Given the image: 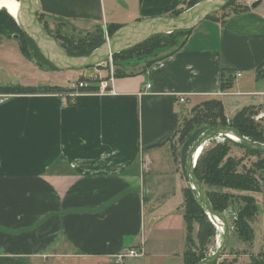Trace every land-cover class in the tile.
Instances as JSON below:
<instances>
[{"label":"crops","instance_id":"obj_1","mask_svg":"<svg viewBox=\"0 0 264 264\" xmlns=\"http://www.w3.org/2000/svg\"><path fill=\"white\" fill-rule=\"evenodd\" d=\"M38 1L48 25L84 31L169 16L185 0ZM256 1L203 21L178 52L114 76L103 93L98 85L67 106L70 92L0 94V264H184L187 183L173 146L206 101H221L229 120L247 107L264 114V0L253 9ZM9 47L0 57H13ZM22 64L31 74L23 87L68 89L77 74ZM223 71L233 80L226 91Z\"/></svg>","mask_w":264,"mask_h":264},{"label":"trees","instance_id":"obj_2","mask_svg":"<svg viewBox=\"0 0 264 264\" xmlns=\"http://www.w3.org/2000/svg\"><path fill=\"white\" fill-rule=\"evenodd\" d=\"M203 0H185L183 8L177 9L171 15H178ZM238 0L232 1L223 11L230 9L232 13L239 14L248 11V6L240 5ZM213 16L209 17L212 18ZM40 18H43L40 16ZM208 18V19H209ZM47 32L60 41L66 52L74 57H82L91 54L107 41L121 26L109 24L106 28L96 26L93 32L87 33L83 37H75L62 34V27L56 29L53 34L49 29L48 23L44 22ZM192 30H178L170 34L155 35L144 43L116 54L112 57V64L115 67L116 78L131 77L135 74H126L130 68L141 67L140 73L145 72L153 64L175 54L185 44ZM0 35L5 37L18 36V45L21 54L30 62L35 63L40 69L57 70L40 54L33 41L24 33L23 29L16 20L8 14L6 10H0ZM262 67V66H261ZM260 67V68H261ZM259 68V70H260ZM221 88L223 91L229 90L233 86L231 73L223 71ZM98 84H90L84 91H97ZM71 92V90L60 87H2V95H20V94H39V93ZM259 113V109L247 107L239 111L230 119V127L237 130L242 136L252 142L264 144V127L254 120ZM219 127H228L227 117L224 106L219 100H209L193 108L192 116L182 122L178 131V143L180 151L174 145L175 161L177 164L185 167L188 154L193 145L205 133H208ZM224 139V138H223ZM211 147H205L196 158L195 174L203 184L210 205L213 211L225 213L235 198L242 199L244 205L238 213V224L241 227L242 237L248 240L253 239V233L245 219L251 221L256 214V206L253 197L235 195L234 192H254L257 191L255 178L251 169L241 166L242 159H235L230 155L232 146L244 149L248 154L261 157L264 152L250 149L247 145L239 142L235 138L226 137L224 143H215L212 141ZM256 169L264 167V159L255 163ZM184 221L188 232L187 250L184 254V264H198L200 261L208 258V248L217 237L219 246L223 241V233L214 226L208 217V211L202 199L197 197V192L190 187L184 189ZM212 219V217H211ZM213 221V219H212ZM214 222V221H213ZM193 224H198L197 232L198 244H195L192 236ZM215 224V223H214ZM223 224V223H222ZM217 231V234H216ZM218 249V248H217ZM216 251V250H215ZM250 264H264V249L256 257L252 256ZM212 264H217L214 262ZM227 264V263H220Z\"/></svg>","mask_w":264,"mask_h":264},{"label":"water","instance_id":"obj_3","mask_svg":"<svg viewBox=\"0 0 264 264\" xmlns=\"http://www.w3.org/2000/svg\"><path fill=\"white\" fill-rule=\"evenodd\" d=\"M20 3L19 18L16 19L24 33L33 41L40 54L58 71L82 72L109 63L112 57L126 50L134 48L155 35L170 34L178 30H193L209 17L223 11L235 0H203L190 9L178 14L163 17H151L138 20L120 27L107 41L91 54L82 57L69 55L61 43L50 35L40 20V5L38 0H17ZM262 0L252 4L257 8ZM18 39V37H16ZM234 135L239 142L247 145L250 149L264 152V144L252 142L242 136L237 130L228 127H219L205 133L191 148L187 158V171L191 178L195 191L202 199L208 211V217L215 226L211 217L223 223V241L220 247L208 258L198 264H212L217 262L225 253L230 239V228L225 213L213 211L207 192L203 184L195 174V154L209 142L216 140L219 136L227 137Z\"/></svg>","mask_w":264,"mask_h":264},{"label":"rangeland","instance_id":"obj_4","mask_svg":"<svg viewBox=\"0 0 264 264\" xmlns=\"http://www.w3.org/2000/svg\"><path fill=\"white\" fill-rule=\"evenodd\" d=\"M239 2V0H238ZM237 2V3H238ZM241 3V2H240ZM41 22L44 25V18H40ZM46 20V19H45ZM51 22V20H49ZM52 24V25H51ZM49 23V29L52 31L53 34H56V29L58 27H62L61 32L62 34H67L68 36H73L76 39L79 37L85 36L89 32H93L95 30V27H93L91 30H78V28H73V26L63 27L61 23L51 22ZM54 25V26H53ZM45 26V25H44ZM53 26V27H52ZM47 30V29H46ZM18 37V36H16ZM16 37H5L3 35H0V45L2 46L5 42L10 46L9 52L11 53V56L13 57H0V86L2 87H16L21 86V82L26 81L27 77L31 74L28 73V69H24L25 66L22 64L24 61H27L25 57L19 52H15L14 49H18V39ZM108 39V38H107ZM60 42V41H59ZM14 50V53L12 54ZM4 51V50H3ZM0 55H6L5 52H0ZM33 63V62H32ZM34 66H37L35 63H33ZM38 67V66H37ZM47 67V71H53V73H61L58 70H51ZM105 67V66H103ZM33 69V68H32ZM94 69H88L86 71L82 72H76L78 76H76L73 73V82H76L80 77L82 76H89L90 74L94 73ZM114 74H115V67ZM101 70H105L102 68ZM109 70L106 68V72ZM141 67L138 68H130L125 72L126 74H135L140 72ZM66 72V71H62ZM70 72V71H69ZM75 72V71H72ZM82 73V74H81ZM68 84V83H66ZM23 87V86H22ZM192 116L191 114L183 120V122L186 119H189ZM258 116H261L263 118L264 114L258 113L257 116L254 117V120L256 122H259L262 127H264V123L261 122L260 118L257 119ZM220 140H214L215 143H224L226 138L223 140V138H219ZM213 145V142H209L205 147H211ZM175 146L177 149H180V145L178 143V137L175 141ZM203 148V149H204ZM180 151V150H179ZM203 151V150H202ZM230 155L234 157L235 159H242L241 166L245 167L246 169H251L255 178L257 191L254 192H232L235 193V195H243V196H250L254 198L255 206H256V214L254 218L248 222L247 219H245L244 223L248 224L249 228H251V231L253 233V239L248 240L247 238L242 237L241 235V227L238 224V213L237 211L243 207L244 203L242 199H239L238 197L233 199L231 202L230 207L226 210L225 215L228 218L229 222V228H230V239L228 247L224 253V255L217 261V264L220 263H227V264H250L251 260L253 259L252 256L256 257L260 252L264 249V167L262 169H256L254 166L255 163L259 162L260 159H264V155L261 157H257L254 155L248 154L244 149L232 146V150ZM181 174L184 178V180L187 183L186 188H191L192 190H195L194 185L192 184L191 178L187 171V163L184 166H179ZM197 197L199 198L198 194ZM199 226L198 224H193V231L192 236L195 244H198L197 239V232H198ZM217 234V231H216ZM221 246V245H220ZM219 247V241L218 238L215 237L213 243L208 248V255H212L215 253V250Z\"/></svg>","mask_w":264,"mask_h":264},{"label":"built area","instance_id":"obj_5","mask_svg":"<svg viewBox=\"0 0 264 264\" xmlns=\"http://www.w3.org/2000/svg\"><path fill=\"white\" fill-rule=\"evenodd\" d=\"M102 68H104L105 70L106 68L109 69V75L105 78H103L101 75ZM260 71L264 73V64L260 68ZM237 76L240 77L241 73H238ZM113 79H114V69H113V64L111 60L109 63L102 64L100 66L95 67L94 73L90 74L89 76H82L76 82L71 83L68 88L69 90H71V92L69 94L62 95V98H61L62 106H67L70 98L71 99L75 98L78 95V93L84 91V89L88 88L90 84H98L100 87V90H102L101 91L102 93L109 90L110 84L113 81ZM147 88H151V85H147ZM180 102L183 103L185 102V100L181 99ZM260 118L262 117L261 116L257 117L258 120ZM227 124L228 126L230 125L229 119H227ZM220 137L224 139L226 138L224 136H219L217 139L220 140L219 139ZM138 255H139V252L137 250H131L127 254V256L129 257H137ZM125 256L126 255H120L119 257H117L116 261L117 262L122 261Z\"/></svg>","mask_w":264,"mask_h":264},{"label":"bare ground","instance_id":"obj_6","mask_svg":"<svg viewBox=\"0 0 264 264\" xmlns=\"http://www.w3.org/2000/svg\"><path fill=\"white\" fill-rule=\"evenodd\" d=\"M20 3L17 0H0V10H6L10 16H12L15 20L19 18V11H20ZM231 138H235L239 141L237 137L234 135L230 134L228 135ZM204 148V147H203ZM203 148L199 149L197 153L195 154V161L196 158L199 156V154L202 152ZM217 229L223 233V224L221 221L215 219L212 217ZM224 235V233H223ZM220 247V246H219Z\"/></svg>","mask_w":264,"mask_h":264}]
</instances>
